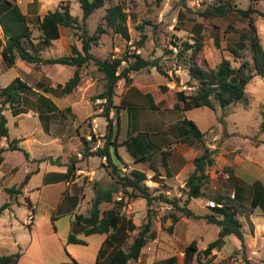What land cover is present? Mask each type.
Wrapping results in <instances>:
<instances>
[{
	"label": "rangeland",
	"instance_id": "obj_1",
	"mask_svg": "<svg viewBox=\"0 0 264 264\" xmlns=\"http://www.w3.org/2000/svg\"><path fill=\"white\" fill-rule=\"evenodd\" d=\"M61 1L69 4L70 14L80 21L82 12L76 0H41V7L37 8L39 15L54 11ZM19 2L21 0H16L20 7ZM103 2V7L95 11L84 23L89 36L95 33L98 26L105 30V33L98 35V45L91 46V54L104 60L111 55L112 58L123 56L128 50L145 60L151 62L157 60L169 77V79L163 77L155 68H145L129 74L130 84L134 82V89L129 88V98L124 106L119 105V98L129 85L125 84L124 80L117 83L113 97L114 104L119 107L118 123L113 122V126L115 124L117 127L115 144L118 146L127 132L128 138L140 134V140L150 139L158 146L164 141L158 138L171 136L174 125L183 119L193 121L204 134L205 145L216 151V157L213 166L208 168L210 180L203 190V197L191 200L189 208L198 215H204L210 212L205 210L211 208L208 200L216 204L215 200L218 197H225L226 201L230 199L238 210L237 219L242 227L245 245L241 248L240 242L234 236H227L219 251H213L207 258L200 256V261L210 260L213 264H264V217L260 209L250 210L249 207L252 184L259 182L264 187V132H260L261 111L264 108V81L256 76L249 82L246 86V104L216 107L214 111L198 108L184 113L173 110V105L172 110L168 109L175 100L176 92L193 90L189 87L194 85L189 81L187 71L189 64L213 69L222 58L230 59L232 66H238L241 61L233 58L227 46L237 47L240 32L248 30V20L232 11H228L223 17L214 18H203V12L219 3L224 5L229 3L242 10L251 7L264 14V0H103ZM118 3H121L127 14L125 26L130 38L128 42L110 29H106L103 20L105 10ZM34 15L31 13L27 21L33 30V42L37 44L39 33L35 29L37 19ZM252 18L264 50V17L252 14ZM81 32V29H78L75 36L69 29L61 28L60 39L53 41L41 53V57L49 59L68 55L73 46L80 50L81 42L78 35ZM142 36H145V39L142 47H138L137 43ZM3 40L0 27V41L3 43ZM196 41L202 43V48L195 58L189 60L191 53L188 52L184 59H177L181 43L194 44ZM174 47L176 51L173 50ZM240 53L246 60L251 61L248 47L241 49ZM74 71L75 68L70 66L35 65L19 59L12 68H7L0 55V89L16 77L32 88L39 83L54 87L57 84L63 86ZM174 74L179 78L178 83L174 81ZM79 76L80 82L71 94L52 98L62 115L56 113L49 120L40 121L36 113L38 99L35 89L34 92L24 95L22 114L12 116L10 108L4 107L3 114L7 118L9 130L6 138L8 141L4 142L17 140L16 145L21 147L22 151L5 153V163L0 168V207L4 203H9V207L0 212V255L18 252L21 254L19 264H59L68 261L67 254L81 264H95L97 253L105 239L104 235L88 237L80 235L79 237L87 243L85 246L66 244L67 236L73 227V214L87 215L95 195L88 177H83L81 183L83 174L79 173L78 176L76 170L85 168L84 161H87L84 157L85 150L93 152L97 146H102L106 132V122L102 117L104 101L97 99L104 90V74L90 63L79 69ZM161 84H169L170 93L163 95L159 89ZM146 94L151 95L154 104L163 97V103L156 104L157 109H149ZM66 107H69L70 111H67ZM126 120H129L128 123H125ZM125 150L127 147L122 148L120 152L117 150L119 156L130 159V153ZM197 152L198 154L201 152L198 147ZM110 153L114 163L120 165L113 146L110 147ZM49 158L72 166V172L64 183L68 184L67 189L70 190L80 184L78 208H73L72 199L61 198V205L54 210L63 186H42L44 167L40 164ZM102 161L105 162L98 157L91 161L89 159L87 166L89 162L91 165H100L99 162ZM39 167L41 170L36 173ZM32 172L34 174L26 185L30 197L22 193L11 198L5 193V188L17 187L26 174ZM77 180L80 182L77 183ZM150 180L148 178L145 183L150 190L159 187V190L168 197L181 195L183 187L178 183L168 185L161 183L160 187ZM236 184L249 190L248 198L242 203L232 199ZM112 185L113 183L106 186L109 188ZM100 186L104 187L105 184ZM121 195L120 193L114 195L115 200L118 201L117 198ZM25 197H28L32 206L34 205V213L29 210ZM183 197L182 195L181 198ZM110 206L103 203L100 209L106 210ZM152 209L157 216L153 221L156 239L147 243L137 261H130L129 264H160L169 257H175L176 264H183L184 249L190 242L196 241L197 249L200 251L217 237L218 227L208 225L204 220L184 217L181 220L187 222L180 220L176 232L174 233V229L177 223L172 233H169L167 228L170 221L163 222L161 218L169 213L170 206L155 202ZM121 212L137 227L134 232L129 233L127 241L129 244L132 236L138 232V227L145 221L146 202L143 199L129 200ZM51 216L56 218L53 223ZM33 222L35 227L28 230L26 225ZM195 255L190 264L196 263Z\"/></svg>",
	"mask_w": 264,
	"mask_h": 264
},
{
	"label": "trees",
	"instance_id": "obj_2",
	"mask_svg": "<svg viewBox=\"0 0 264 264\" xmlns=\"http://www.w3.org/2000/svg\"><path fill=\"white\" fill-rule=\"evenodd\" d=\"M36 1L34 0L33 4H36ZM76 2L79 4L82 12L80 21L70 14L69 4L65 1H61L54 11H49L40 17L38 16L35 29L38 31L39 36L38 42L35 44L32 37L33 30L16 0H0V27L4 39V43L0 41V55L7 68H12L17 59L35 65H63L75 68L72 77L63 86L57 84L55 87H52L39 83L35 88H32L16 77L6 87L0 89V139L8 138L7 120L3 114L4 107L9 106L12 109L13 116L20 114L19 106L24 94L35 89L38 93L55 98L69 95L80 82L79 69L90 63H93L98 71L104 74V90L97 97V99L104 101L102 104V117L106 122L104 141L102 146H97L93 152L85 150L84 157L104 159L103 167L111 178L113 185L108 189L97 191L91 201L87 215L73 214V227L71 233L67 236L66 244L85 246L87 244L86 241L78 238V234H82L84 237L104 235L105 239L97 253L95 264H128L130 261L135 262L141 256L142 249L147 243L156 239L153 221L157 216L152 209V204L158 202L170 206L169 213L163 215L161 218L163 222L170 221V225L167 228V232L169 233H172L174 225L182 217L204 220L206 224L219 228L216 239L210 242L203 250L198 251L196 241L190 242L184 249L183 264H190L195 254V264H213L210 260L201 262L200 256L207 258L211 256L213 251H219L224 245V239L230 235L240 242L241 248H244L242 227L237 219L238 210L232 205L230 199L226 201L221 198L216 202L215 206L210 208V212L204 215H198L189 208L191 200L203 197V190L210 180L208 168L213 166L216 157V151L205 145L204 134L193 121L183 119L177 125H174L175 127L172 128L170 133L171 136L158 138L164 140L161 145L155 146L150 139H147V141L140 140V134L133 135L125 144L135 163H148L153 154L160 152L161 166L165 176H169L168 159L171 154V146L183 144L196 150L197 147L200 148L201 152L192 160L193 169L185 178L179 197H168L162 190H159V187L150 190L145 184L148 178L144 172L137 169L122 172L121 166L114 163L110 147H117L115 144L117 127L115 124L113 126V122L118 123L119 115V107L115 106L113 102L117 83L120 80H124L125 84L130 85L131 78L129 74L145 68H155L163 77L167 79L169 77L160 67L157 60L152 62L145 60L128 50L124 52L123 56L112 58L111 55L104 60H100L92 55L90 52L91 46L98 45V35L105 33V30L98 26L95 33L89 36L84 23L95 11L103 7L104 2L103 0H76ZM228 11L237 13L242 18L248 20V30L240 32V41L237 44L238 48L231 47L230 45L227 46L233 58L241 60L239 65L232 66L231 60L227 58H222L213 69H204L197 65L189 64L187 68L189 81L194 83V85H189V87L193 88V90L192 92L184 90L176 92L173 110L184 113L193 109L207 108L214 111L216 107L225 108L236 103L246 104V86L249 82L256 76L264 81V50L260 45L254 19L252 18V14H258L263 17L264 14L257 12L251 7L242 10L237 8L236 5L219 3L203 12L202 17H223ZM126 19L127 14L124 12L121 3L108 7L105 10L103 18L106 29H110L114 34L120 35L128 42L130 38L125 26ZM60 27L69 29L75 36L77 35L76 31L81 29L82 32L78 35L81 42L80 50L73 46L68 55L43 59L39 55V48H47L53 41L58 40L60 38ZM140 39L137 43L138 47H142L145 36H142ZM246 47L251 52V61L246 60L240 53V50ZM201 48L202 43L199 41L194 42V44L181 43L176 57L177 59H184V56L190 52L191 58L189 60H192ZM174 78V81L178 83V76L174 74ZM145 96L149 102V109H157L158 105L154 104L151 95L146 94ZM39 99L45 102L44 105L39 103L38 118L40 121L44 122L54 113L62 115L61 111H58L50 99L43 95H40ZM42 107H45V112H42ZM67 111L70 110L67 109ZM261 115L260 132H264V108L261 111ZM45 129H47V126H45ZM114 130L115 134L113 135ZM163 133L166 134L165 131ZM16 143L17 140H13L12 142H8L6 148H0V165L3 161V152L22 151V148L17 146ZM115 154L119 161H121L116 149ZM25 156H27L26 153ZM48 160L53 165L60 164L57 159L53 160L49 158ZM66 167L67 170L64 174H52L51 176L55 177L56 181H66L72 172V166L66 165ZM32 174L34 173L26 174L24 180L17 187L5 188V193L11 198L15 195H21ZM156 181L157 178L154 177L153 182ZM233 191L232 199L242 203L244 201V188L236 184ZM250 192V210L258 208L264 217V187L259 182H254ZM119 193L122 194V197L116 201L114 195ZM182 195L184 196L183 199L181 198ZM24 199L29 210L34 213V208L28 197ZM132 199L145 200L146 218L138 227V232L132 236L131 242L127 244L129 233L134 232L137 227L131 219H126L121 210ZM103 203L110 204L111 206L106 210H101L100 205ZM8 207L9 203H4L0 207V212ZM55 219L54 216H51L52 223ZM31 225H26L28 230H31ZM67 256L69 261L59 264H81L70 255L67 254ZM20 257L21 254L18 252L10 255H0V264H19ZM175 262V257H171L160 264H176Z\"/></svg>",
	"mask_w": 264,
	"mask_h": 264
},
{
	"label": "crops",
	"instance_id": "obj_3",
	"mask_svg": "<svg viewBox=\"0 0 264 264\" xmlns=\"http://www.w3.org/2000/svg\"><path fill=\"white\" fill-rule=\"evenodd\" d=\"M33 1L34 0H28V1L21 0V2H19V3H21L20 9H21L22 13L27 18H28V16L31 13L32 14L34 13L35 14L34 16H36V19H37L38 16L40 17V16H43L44 15V14L43 15H39V11H37V8H40L41 7V3L42 2H41V0H37L36 1L37 3L36 4L35 3L33 4ZM61 28L62 27L59 28V32H60ZM60 36H61V33H60ZM47 48H43V49H40L39 48V50H40V52H39L40 57H41V53L43 51H45ZM10 82L11 81H9L8 84ZM6 86L1 87V89L4 88V87H6ZM52 87H54V86H52ZM159 87H160L159 88L160 89V92H162L163 95H165L166 93H170V91H171L170 88H169L171 86L169 84H161V85H159ZM129 88L134 89V82L131 83L129 85V87H126L124 89V92H123L124 94L119 98V105L122 104L124 106L125 104H127V100L129 98L128 97V94H129V91H130ZM30 92H34V90H32ZM35 93L37 94V99H38V105L36 107L37 117H38V114H39V111H38L39 103H41L43 105L45 104L44 101H41V99H39L40 95H43L44 97L50 99V101L57 107L58 111H61L60 108H58L59 106H57V104L55 102H53V99H52L53 97L52 96H48L46 94L38 93V91H36V90H35ZM24 95H23V97H24ZM161 96H162V94H161ZM23 97H22V102H23ZM162 98L156 104L163 103V101H162L163 99ZM22 102H21V105L19 106L20 111H21L20 114L23 113V110H21L22 109L21 108L22 107ZM172 105H174V101L172 102V104L169 106L168 109L171 110V106ZM42 109H43L42 110V112H43L45 110V107H42ZM65 109L66 110L67 109L70 110L69 107H66ZM10 110H11V113H12V109L11 108H10ZM54 114H56V113H54ZM54 114L50 115L48 117V119H46V120H49ZM18 115H16V116H18ZM12 116H13V114H12ZM5 118H6V116H5ZM6 120H7V118H6ZM128 121L129 120H126L125 123H128ZM126 130H127V128H126ZM8 132H9V130H8ZM128 139L129 138H128V135H127V132H126V134L123 137L121 143H119V145L115 149L118 150L119 152L122 150V148H125L126 149V145L125 144L128 141ZM4 140H7V139H5V138H1L0 139V148H6L7 147L8 142L5 143ZM118 151H117V153H118ZM125 151L127 152V150H125ZM7 152H9V151H5V152L2 153V159H3V161H2V163L0 165V168L5 163V161H4V155ZM170 152H171V154H170V157L168 159V173H169V176H165V174H164V172L162 170L160 152H157V153L153 154L151 160L148 163H135V161L133 160V158L131 157V155H130V157H131L130 159L131 160L130 159H127V158L125 159V157H122L121 156L120 157L121 158V161H119L120 162V166H121V170L125 172V171H130L132 169H137V170H140V171L144 172L145 175H146V177L151 179L150 180L151 182H153L154 177L157 178V181H159V182H157V181L156 182H153L155 184L157 183L158 185H160L162 183V185H164V184L168 185L170 183H175V184L178 183V184H180V187H183L182 185L184 184L185 178L187 177L188 173L193 169L192 160L196 157V155H198V152H197L196 149H194L192 147H189L187 145H183V144L171 146ZM88 158L91 161V159L96 158V157H88ZM88 158H87V161H84L86 163V164H84L85 165V168L84 169H80V170H76L77 171V175L79 176V173H82L83 174V176H81L82 178L83 177H86V176L88 177L87 178L88 179V182L92 184L93 189L95 190V194L99 190L108 189V186H109V184L111 185L112 180L108 176L106 170L103 167V163L104 162L103 161H102V163L99 162L100 165L99 164L98 165L97 164L96 165H91V162H89V166H87V163L89 161ZM46 160L48 162L46 161V162H42L40 164V165H42L44 167V170H43V178H42V186H57V187H59V186L62 187L63 186L62 189H61L62 191L59 192V200L56 202V205L54 207V210L57 209L61 205V198L62 199H66V200L69 199V198L72 199L74 201V202L71 201L72 202V205H73V208H78V206H77V204H78L77 198L79 199V194H80V190H81L80 189V186H79L80 184H78V187H79V188L77 187L78 189L77 188H75L73 190L67 189V186H68L67 183H64V181H56V178L51 176L52 174H64L66 172V170H67L66 165L65 164H62L60 162H59L60 163L59 165H53V164L50 163V161L48 159H46ZM99 160H100V158H99ZM58 161H60V160H58ZM40 170H41V168L39 167V170L36 173H39ZM30 179H31V177H30ZM29 180H28V182H29ZM83 180H84V178L80 180L81 183L83 182ZM80 181L77 180L76 182L79 183ZM102 184H105V186L104 187L100 186ZM96 185H98V188H96ZM106 185H108V186H106ZM174 187H176V185ZM241 187L244 188V195L243 196H244V201H245L248 198L247 193L249 194V190H247L244 186H241ZM24 193H25V196H29L30 197V194H29L30 192H29V190L27 189L26 186H25V188L23 190V194ZM220 199L221 198L218 197V198H216L215 201L217 202ZM223 199H226V198L224 197ZM208 201L209 202H212L211 200H208ZM32 207L34 208V205ZM203 209H205V208L203 207ZM205 210L208 211V210H210V208L205 209ZM182 221H186L187 222V220H181V222ZM179 223H177L175 225L174 233L176 232V228H177V226H178ZM34 227H35V225H34V222H33V224L31 225V230ZM80 235H82V234H78V238H80L79 237ZM71 257L74 258L73 256H71ZM169 258H171V257H169ZM167 259L168 258H166L165 260H167ZM68 261H69V258H68Z\"/></svg>",
	"mask_w": 264,
	"mask_h": 264
},
{
	"label": "built area",
	"instance_id": "obj_4",
	"mask_svg": "<svg viewBox=\"0 0 264 264\" xmlns=\"http://www.w3.org/2000/svg\"><path fill=\"white\" fill-rule=\"evenodd\" d=\"M173 50H174V51H176V47H174V48H173ZM93 131H95V130H93ZM87 138H89V137H87ZM121 197H122V195H121V196H119V197L117 198V200H120V199H121ZM208 205H209L210 207H213V206H215V204H214L213 202H209V203H208Z\"/></svg>",
	"mask_w": 264,
	"mask_h": 264
}]
</instances>
